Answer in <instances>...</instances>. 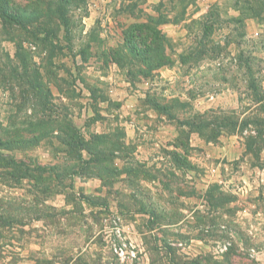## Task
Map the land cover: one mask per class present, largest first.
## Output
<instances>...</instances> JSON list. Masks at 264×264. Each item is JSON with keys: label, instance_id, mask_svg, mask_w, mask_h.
I'll use <instances>...</instances> for the list:
<instances>
[{"label": "rangeland", "instance_id": "1", "mask_svg": "<svg viewBox=\"0 0 264 264\" xmlns=\"http://www.w3.org/2000/svg\"><path fill=\"white\" fill-rule=\"evenodd\" d=\"M54 3L0 0V264H264V0Z\"/></svg>", "mask_w": 264, "mask_h": 264}, {"label": "trees", "instance_id": "2", "mask_svg": "<svg viewBox=\"0 0 264 264\" xmlns=\"http://www.w3.org/2000/svg\"><path fill=\"white\" fill-rule=\"evenodd\" d=\"M56 3L52 5L53 12H55L61 19L62 25L67 29L66 10L67 5L72 1L77 0H55ZM49 6L50 3H49ZM14 13L7 10H0V17L2 19H13ZM8 21V20H7ZM126 48L120 53L119 62L126 63L127 71L130 76L140 74L147 76L150 71L168 65L170 60L166 57L164 51L165 40L162 34L149 24H138L130 28L125 35ZM132 55V56H131ZM131 57V59L129 58ZM134 57V58H133ZM133 62V63H132ZM136 68V69H132ZM23 140V137L18 132L14 134H7L4 138L0 137V147L6 145H14ZM24 141V140H23Z\"/></svg>", "mask_w": 264, "mask_h": 264}, {"label": "built area", "instance_id": "3", "mask_svg": "<svg viewBox=\"0 0 264 264\" xmlns=\"http://www.w3.org/2000/svg\"><path fill=\"white\" fill-rule=\"evenodd\" d=\"M115 253L119 256V258H128L134 257L133 252H128L125 250V245H121L115 248Z\"/></svg>", "mask_w": 264, "mask_h": 264}]
</instances>
